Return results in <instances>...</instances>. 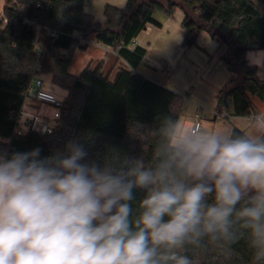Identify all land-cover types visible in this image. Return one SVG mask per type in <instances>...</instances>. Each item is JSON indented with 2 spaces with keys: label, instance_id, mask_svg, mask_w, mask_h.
Instances as JSON below:
<instances>
[{
  "label": "trees",
  "instance_id": "16d2710c",
  "mask_svg": "<svg viewBox=\"0 0 264 264\" xmlns=\"http://www.w3.org/2000/svg\"><path fill=\"white\" fill-rule=\"evenodd\" d=\"M92 1L0 0V151L39 147L41 157H47L66 154V145L74 142L87 153L82 162L115 171H127L136 161L154 170L171 158L185 98L140 70L148 50L134 41L149 23L162 25L154 16L157 10L172 15L180 7L178 1L184 4L187 49H201L199 36L208 31L196 20L225 35L214 37L227 45L222 60L235 76L218 90V109L232 103L234 115L248 116L257 112L253 97L264 102V80L258 66L246 59L248 51L264 49V0H128L125 7L107 4L104 23L85 10ZM86 39L117 53L115 75L104 69L102 60L93 59L78 74L71 72L76 51L90 47ZM40 75H50L52 83L67 91L58 125L52 133L28 129L19 134L18 116L30 97V85ZM229 138L264 141V134L252 139L235 127ZM173 171L177 179L195 182ZM145 195L146 190L133 189L132 219ZM213 198L214 193L209 194L206 202ZM230 219L228 237L204 235L185 244L182 254L191 264H264V257L250 247L241 222L235 215Z\"/></svg>",
  "mask_w": 264,
  "mask_h": 264
},
{
  "label": "clouds",
  "instance_id": "9594fccd",
  "mask_svg": "<svg viewBox=\"0 0 264 264\" xmlns=\"http://www.w3.org/2000/svg\"><path fill=\"white\" fill-rule=\"evenodd\" d=\"M66 149L0 151V264H191L185 244L228 237L233 215L264 257V141L190 135L154 170L102 169ZM134 188L146 195L132 219Z\"/></svg>",
  "mask_w": 264,
  "mask_h": 264
},
{
  "label": "crops",
  "instance_id": "0c3cea01",
  "mask_svg": "<svg viewBox=\"0 0 264 264\" xmlns=\"http://www.w3.org/2000/svg\"><path fill=\"white\" fill-rule=\"evenodd\" d=\"M89 4L90 3L85 5V10L88 13H91L96 17L95 13L92 12V10L88 9ZM105 6H104V9H105ZM116 6H118V5H116ZM118 7H120V6H118ZM182 11H183L182 16H184V13H185L184 9H182ZM96 19H97V17H96ZM102 19H104L103 22L98 20V19L97 20L104 23L106 21L105 15ZM154 26L155 25H153L152 23H149L144 30H151V32H153ZM161 26H163V25H161ZM144 30L138 35V37L136 38L134 43L139 44L141 46H144L149 52L150 47H148V45H150V42H146L147 38L143 39ZM181 32H182V39H184V28H183L182 24H181ZM199 42L201 44H203L206 49L213 51V56L212 57H211V55L209 56L207 53H205L204 51H202L199 48H196V49L201 50L200 52H202V53H199L198 51L191 48L192 50L189 52L192 55V56H190V58L193 61V65L190 67H185L187 72H190V74H191V76L188 77L187 80H185V81L183 80L184 75L182 74L183 71L181 69L183 67H180V69H178L179 67H164L163 68V67H157L153 62H151V63L149 61L147 62L148 52H147V55H146L145 60H144L146 64H144V65L146 66L145 68L149 71L150 74H146V75H148L150 78L162 83L163 85L175 90L178 93L185 90L188 93V95H190V97H192L193 99H197L203 103H206L207 106H203L202 104L199 103L200 109H198V111L199 110L201 111V109L205 108L210 112L216 113V117L214 118L215 121L218 119L217 118L218 116H222L225 119H228V125L227 124L224 125L225 128L222 130L223 132H222L221 137H228L229 138L231 133H232V130L235 127H239L241 129H244L246 131V133L252 139H258L259 137H261L264 134V119L253 121L249 118V116H236L233 114V104L232 103H229L228 106H226L222 110L218 109V107H217L218 90L220 88H222L226 82H228L231 78H233L235 76V73L232 70H230L228 68V66L222 60V55L228 49L227 45L221 44V42L218 40V37L215 38L214 36L211 35V33L209 31H206V30H205V32L203 31L200 34ZM181 44L182 45H179V46H180V49L182 51L187 49L183 44V40H182ZM105 47L107 50L114 51L110 47H107V46H105ZM222 47L224 49L223 50L224 53H221V55H219L218 51ZM88 49H90V48H88ZM92 59H89L88 62L86 63V65ZM117 59H118V57H117ZM196 59L199 60L198 62L201 65L200 67H199V65L196 66V63L194 61ZM246 59H247L249 64L258 66L259 75L264 80V49L248 51ZM205 65H206V67H204ZM85 66H83V68ZM195 73H196L195 76H199L201 74L202 75L201 79H204V78L208 79L212 83V86L209 87L208 85L205 84V83L208 84V82L199 81L198 87L196 89H194V90L189 89L188 90L187 88L188 87L190 88V83H192L195 79V76H194ZM150 75H152V76H150ZM163 75H165L164 78H163ZM173 75H174V77H173ZM159 76L161 78H159ZM166 76H168L167 81H166ZM171 77H173V78H171ZM211 83H209V84H211ZM66 94H67V92L64 94V96ZM253 100H254V103L256 105L257 113L264 115V102L261 101L260 99L256 100L255 97H253ZM24 111L27 113L42 115L43 117L49 116L51 114V112L47 108V105L38 102L33 95H31L27 99L26 105L24 107ZM194 125H193V127H194ZM193 127H191V130ZM219 127H220V123H219ZM219 127L214 128V134H218L216 131L219 129ZM186 129H187L186 123L181 125V129H179V131H178V125H177L175 134H174L173 139H172V143L174 142L175 138H177L178 141L181 140L182 138H185L187 135ZM198 132L192 133V131H191L192 134H197Z\"/></svg>",
  "mask_w": 264,
  "mask_h": 264
},
{
  "label": "rangeland",
  "instance_id": "374dc122",
  "mask_svg": "<svg viewBox=\"0 0 264 264\" xmlns=\"http://www.w3.org/2000/svg\"><path fill=\"white\" fill-rule=\"evenodd\" d=\"M128 0H93L89 6L88 9L92 10V12L95 13L96 17L100 21H104L102 19L104 17V6L108 4H113V5H118L120 7H125L127 4ZM182 9L179 7L175 11L174 14L168 15L163 11H156L154 13V16L156 19H158L163 26H157L155 24L153 27V32L151 30H144L143 32V39H146V42H150V45H148L149 52H148V57H147V62L149 61L150 63L153 62L157 67H179L178 69L181 68L183 71V80H187L188 77L191 76L190 72H187L185 67H190L193 65V61L190 58L192 56L189 51L192 49H185L182 51L180 49L179 45H182V32H181V24L182 20L185 17L182 16ZM205 32V31H204ZM216 41V40H215ZM199 45L202 47L201 50L207 53L211 57L213 56V51H210L204 47L203 44L199 42ZM90 49L88 50H77L76 53L74 54V59H73V64L71 68V72L78 74L83 66L86 65L89 59L94 60L95 63L98 61H103L104 62V69L106 71H112L113 75H115L116 72V62H117V53L112 51V50H107L106 47L102 44H96V45H90ZM194 50L198 51L199 53L201 50L196 49L197 47H192ZM223 47L218 51L219 55L221 53H224ZM186 61V62H185ZM196 63V66L199 65L201 66L200 63L198 62L199 60H194ZM146 64V63H145ZM207 65V64H206ZM206 65L204 67H206ZM146 66L142 64L140 66V70L145 73V74H150L149 71L145 68ZM195 67V66H194ZM208 67V66H207ZM151 72V71H150ZM180 74V73H179ZM196 73L194 74V76ZM152 76V75H150ZM165 75H163L164 78ZM174 77V75H173ZM171 77V78H173ZM159 78H161L159 76ZM202 75L200 74L199 76H195V79L192 83H190V88L188 87L187 89L194 90L198 87V82L203 81V82H208L205 83L209 87L212 86V83L204 78L201 79ZM43 79L45 81V89L53 92L59 99H64V94L67 92L64 88L55 85L51 81L50 75H43ZM168 80V76H166V81ZM211 83V84H209ZM181 95L184 96L185 98V103L184 107L182 109V113L180 115V119L178 122V131L181 129V125L186 123L187 126V136L190 135H213L214 134V128L220 127L216 131L218 134L215 135H222V130L225 128V124L228 125V119H225L222 116H218L217 120L215 121L216 113L210 112L207 109H200V104L203 106H207L206 103H203L197 99H193L188 95V93L184 90L180 92ZM256 100L258 99L255 97ZM200 103V104H199ZM47 108L49 111L52 113L53 112V107L50 105H47ZM199 113V117H197V114ZM196 117V118H195ZM196 120H199L201 122V129L197 134H192L191 133V127L195 124ZM178 142V139L175 138L173 144L175 145Z\"/></svg>",
  "mask_w": 264,
  "mask_h": 264
},
{
  "label": "built area",
  "instance_id": "2783aa9c",
  "mask_svg": "<svg viewBox=\"0 0 264 264\" xmlns=\"http://www.w3.org/2000/svg\"><path fill=\"white\" fill-rule=\"evenodd\" d=\"M84 42L90 45H96L98 42L94 39H86ZM99 44V43H98ZM30 96L33 95L37 101L42 104L53 107V112L49 116L27 113L24 110L18 116V133L23 134L28 129L39 130L42 133H52L58 125L63 106V99H59L53 92L45 89V81L43 75L36 76L29 88ZM251 120H263L264 115L257 112H252L249 115ZM199 117V114H197ZM201 129V122L196 120L192 133H196Z\"/></svg>",
  "mask_w": 264,
  "mask_h": 264
},
{
  "label": "water",
  "instance_id": "95a60500",
  "mask_svg": "<svg viewBox=\"0 0 264 264\" xmlns=\"http://www.w3.org/2000/svg\"><path fill=\"white\" fill-rule=\"evenodd\" d=\"M177 3H178V5H179L182 9H184V4H183V2L178 1ZM185 11H186V10H185ZM196 24H197L199 27H200V26L207 27V28H208V31L211 33L212 36H215V35H218V36H220V37H224V36H225V35H224V34H223L218 28L214 29V28H213V25H208V24L205 23V22L200 23L199 20H196Z\"/></svg>",
  "mask_w": 264,
  "mask_h": 264
}]
</instances>
